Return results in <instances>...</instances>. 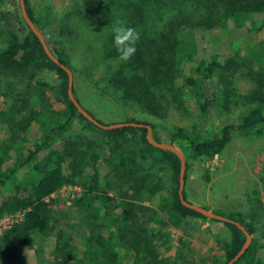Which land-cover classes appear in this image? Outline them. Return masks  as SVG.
<instances>
[{"label": "trees", "instance_id": "trees-1", "mask_svg": "<svg viewBox=\"0 0 264 264\" xmlns=\"http://www.w3.org/2000/svg\"><path fill=\"white\" fill-rule=\"evenodd\" d=\"M24 2L27 15L44 38V29L50 31L45 41L61 64L73 72L68 53L78 47L86 62L77 67L78 71L88 79L86 70L91 66L100 67L101 77L94 83L101 86L96 87L103 98H111V91L115 95L112 98L122 108L142 112L152 120L165 116L169 108L192 106L194 114L207 122L205 134L174 127L168 131L167 141H162L156 133V124L133 117L123 121L149 125L156 141L176 144L185 158V184L189 161L220 155L230 143L233 132L264 135V43L258 47L252 43L255 31L264 27V0H84L55 24L35 18L29 0ZM0 16L8 23L5 24L8 40L0 50V79L13 75L25 83L17 99L0 112V120L8 126V136L0 142V188L12 186L10 194L0 195V219L21 214L0 233V264H35L29 263L27 251L34 246V236H45L53 231L56 200L51 197L61 188L77 184L82 195L74 205L88 234L77 247L71 245L62 229L56 230L50 258L38 264H166L157 259L152 247L156 236L152 225L164 224L163 219L174 224L187 220L220 223L226 234L218 250L211 252L208 258L199 262L187 258L174 264H226L231 260L245 242L244 234L233 223L208 220L181 204L178 158L169 151L152 147L146 139L145 128L101 130L85 119L68 98L66 72L46 56L39 40L25 24L18 0H0ZM253 16L261 19L253 20V26L248 27L246 23ZM117 20L126 21L127 26L140 32L137 51L127 62L119 60L113 43L111 29ZM223 37H229L226 58L220 63L219 56L213 52L210 60L204 59L202 53ZM199 42L205 44L200 50ZM240 67L253 71L254 86L245 96L237 98L231 95V87ZM40 69L55 74L57 99L64 104L63 111H33L34 107L24 105L26 101L38 105L45 100L41 87L48 84L35 75ZM213 78L218 84H213ZM72 84L73 95L81 105L74 81ZM0 86L10 88L1 80ZM239 101L244 108L235 116L227 114L230 105ZM218 110L220 120L215 126L211 118L214 114L218 116ZM32 123L37 125L38 135L30 141L27 134ZM76 125L100 133L108 144L107 154L100 157L88 152L87 145L67 139ZM129 136L141 146L142 163L148 161V153L153 158L149 162L159 172L167 165L168 187L151 171L138 178L128 174L132 173L133 163L125 155V145L131 142ZM100 162L117 178L122 173L128 174L123 184H128L129 194L124 192L121 200L107 196L106 185L98 177ZM204 180L209 182L207 174ZM185 184L183 198L188 201ZM140 193L149 200H156L150 217L140 218L138 214L143 209L128 202V199H139ZM95 201L100 203L98 207L94 206ZM213 212L238 222L251 236L249 248L234 264H264V232L256 230L252 222L256 212L250 210L246 215L222 210ZM60 214L59 221L64 225L67 214L64 211ZM125 243L130 249L125 248Z\"/></svg>", "mask_w": 264, "mask_h": 264}, {"label": "rangeland", "instance_id": "rangeland-1", "mask_svg": "<svg viewBox=\"0 0 264 264\" xmlns=\"http://www.w3.org/2000/svg\"><path fill=\"white\" fill-rule=\"evenodd\" d=\"M84 0H29V4L33 10L34 17L45 23L55 24L71 10L75 5L81 4ZM255 19H261L260 16H253L247 21L246 25L252 27L251 22ZM42 21V20H41ZM8 24L0 16V50L6 46L8 35L6 25ZM53 31V26L50 27ZM45 38L49 39L50 31L44 29ZM53 34V33H52ZM195 35V34H194ZM253 44L260 46L264 43V27L261 30L255 31ZM197 38L201 36H196ZM51 38V37H50ZM52 39V38H51ZM229 37H223L218 40L207 52L202 53L206 60L211 59V54L215 52L219 58L218 62H222L226 58L228 49ZM52 48L55 46L50 42ZM205 45L199 42L198 50ZM69 58L74 66L72 72V82L78 99L84 109L92 113L97 119L104 124H114L123 122L129 117H133L137 121H147L156 124V133L162 141H167L168 131L174 127L186 129L189 132L205 134L207 122L198 118L191 107L187 108L182 105L175 109L169 108L165 116L160 119L152 120L149 115L142 112H135L133 109H125L112 98L113 93L109 91L111 98H103L99 89L101 86L95 84L101 77L100 67L91 66L86 70L89 75L87 79L85 75L77 70V67L86 64L83 60L82 51L76 47L70 49ZM255 69V68H254ZM36 78L46 82L48 85L41 87L44 99L42 102L31 105V102H25L24 105L34 107L33 111L37 110H56L63 111L64 104L57 99L56 88L58 80L55 74L46 69H40L35 72ZM2 83H6L9 89L0 86V112L7 108L10 101L17 99V95L25 88V83L17 77L7 76L0 79ZM213 84H218L216 79H212ZM4 85V84H3ZM73 85V84H72ZM254 86L253 71L248 68L240 67L238 72L233 77L231 87V95L237 98L245 96ZM31 92L34 91V85H31ZM102 95V96H101ZM32 96V94L28 95ZM23 105V103H22ZM244 108L243 102L231 104L227 114L235 116ZM214 114L211 118V123L215 126L219 123V115ZM8 126L0 120V142L8 136ZM38 127L32 123L30 132L27 137L32 141L36 135ZM207 130V129H206ZM67 139L76 141L79 144L87 145L90 153L98 156H105L108 152V144L100 133L91 130H85L76 125L74 131L67 136ZM129 145H125V155L131 163L128 174L136 178L143 175L146 171H151L153 174H158L161 177V183L164 187L169 185V171L167 165L162 172L153 167V163L149 160L153 159L146 153V160L142 163L139 156V148L141 146L136 143V139L129 136ZM176 146V144H174ZM148 163V164H147ZM101 167L99 173L100 182L106 185V194L109 197H115L118 201L121 200L124 192L129 194L128 184H123L124 178L128 177L125 173L117 178L113 173H109L100 162ZM87 172V171H86ZM90 173V171H88ZM207 174L209 182H205L204 175ZM107 182V184H106ZM12 192V186L0 188V195H8ZM82 189L77 185L65 186L60 189L51 198L56 200L54 210L56 212L55 222L52 223L53 231L45 236H34V246L27 251L29 263L38 264L39 262L49 259L55 244V236L59 229L65 233V237L70 240L71 245L80 247L84 238L88 234L81 214L75 209L74 202L81 197ZM185 194L188 201L210 210L232 211L242 214H247L250 210L256 212L253 218V224L256 230L264 232V135H243L239 132H233L231 141L220 154L212 159L200 158L189 161V169L185 184ZM140 198L135 201L128 199V202L136 204L143 210L138 214L140 218L150 217L154 213L156 200H149L146 195L139 194ZM61 203L63 205H61ZM100 203L94 202V206L98 207ZM64 211L67 214L66 223L62 225L60 212ZM19 218V214L5 215L0 219V233L6 228L11 221ZM164 224L152 225L155 228L156 236L152 240L153 251L157 254V259L163 260L166 264H174L175 261H186L187 258H192L199 262L201 259L209 257L211 252L218 250L220 243L226 238L225 230L220 223L201 222L198 220L182 221L179 224H174L165 219ZM140 221H143L141 219ZM208 224V225H207ZM134 243V242H133ZM183 244V245H182ZM129 244L125 243V248ZM151 247V250H152ZM130 249V248H129ZM185 264V263H184Z\"/></svg>", "mask_w": 264, "mask_h": 264}, {"label": "water", "instance_id": "water-1", "mask_svg": "<svg viewBox=\"0 0 264 264\" xmlns=\"http://www.w3.org/2000/svg\"><path fill=\"white\" fill-rule=\"evenodd\" d=\"M19 2V7H20V12H21V16L25 22V24L29 27V29L32 31V33L37 37V39L39 40L46 56L56 65H58L62 70H64L67 74L68 77V83H67V94H68V98L69 100L74 104V106L76 107L77 111L85 118L87 119L89 122H91L93 125L97 126L98 128H100L101 130H111V129H116V128H122V127H138V128H145L146 129V139L148 141V143L159 150H163V151H169L171 153H173L179 160L180 162V168H179V174H178V197L179 200L181 202V204L186 207L189 208L197 213H199L200 215L204 216L206 219L208 220H215L218 222H223V223H233L234 225H236L244 234L245 236V242L243 243V245L241 246V248L239 249V251L237 252V254L231 259L229 260L226 264H234L245 252L246 250L249 248L250 244H251V236L250 234L245 230V228L239 224L238 222H234L228 218H225L224 216L215 214L212 210L210 209H206L202 206H199L197 204L191 203L189 201H186L183 198V189H184V175H185V169H186V163H185V158L184 155L182 153V151L175 145L173 144H168V143H163V142H158L153 138V133H152V128L149 125H144L142 123H116V124H101L100 122H98L95 118H93L84 108H82V106L76 101L73 92H72V72L69 68H67L66 66H64L63 64H61L58 59L51 53V51L49 50L47 43L45 41V38L43 37V35L41 34V32L37 29V27L35 26V24L32 22V20L29 18V16L27 15L26 12V8H25V2L24 0H18Z\"/></svg>", "mask_w": 264, "mask_h": 264}, {"label": "clouds", "instance_id": "clouds-1", "mask_svg": "<svg viewBox=\"0 0 264 264\" xmlns=\"http://www.w3.org/2000/svg\"><path fill=\"white\" fill-rule=\"evenodd\" d=\"M113 43L119 53V60L129 61L136 53V45L140 40V32L136 28L127 26L126 21L117 20L112 29Z\"/></svg>", "mask_w": 264, "mask_h": 264}, {"label": "built area", "instance_id": "built-area-1", "mask_svg": "<svg viewBox=\"0 0 264 264\" xmlns=\"http://www.w3.org/2000/svg\"><path fill=\"white\" fill-rule=\"evenodd\" d=\"M17 214H19V213H17ZM20 215H21V214H19V217H20ZM16 220H18V218H17ZM16 220L11 221V222L9 223V225L6 226V228H8V227H9L13 222H15ZM6 228H5V229H6Z\"/></svg>", "mask_w": 264, "mask_h": 264}, {"label": "crops", "instance_id": "crops-1", "mask_svg": "<svg viewBox=\"0 0 264 264\" xmlns=\"http://www.w3.org/2000/svg\"><path fill=\"white\" fill-rule=\"evenodd\" d=\"M190 202V201H189ZM192 203V202H191ZM208 225V224H207Z\"/></svg>", "mask_w": 264, "mask_h": 264}]
</instances>
